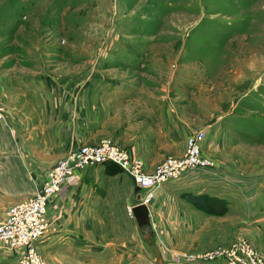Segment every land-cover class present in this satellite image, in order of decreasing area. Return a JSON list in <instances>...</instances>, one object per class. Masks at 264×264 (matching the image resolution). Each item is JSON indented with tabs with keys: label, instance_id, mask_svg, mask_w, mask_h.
Wrapping results in <instances>:
<instances>
[{
	"label": "rangeland",
	"instance_id": "374dc122",
	"mask_svg": "<svg viewBox=\"0 0 264 264\" xmlns=\"http://www.w3.org/2000/svg\"><path fill=\"white\" fill-rule=\"evenodd\" d=\"M18 79L28 88L27 82L40 88L36 81L47 79L52 110H60L44 126L52 142L57 140L53 131L62 126L69 146L73 140L78 145L98 144L106 138L120 147L137 145L139 155L131 156L140 158L151 172L168 156L183 157L187 135L202 130L206 136L201 152L212 165L190 173L217 171L223 178L215 181L237 191L230 206L226 199L227 207L221 197L209 194H200L207 198L197 206L188 201L190 193L177 195L159 188L151 206L158 209L164 195L171 203L182 198L197 225L184 230L187 238L181 244L165 243L163 230L154 221L151 225L150 215L148 224L139 225L129 214L128 208L141 202L145 190L130 186L122 169L99 165L96 179L84 181L88 199L93 198L90 215L98 222L100 243L115 242L119 251L145 253L136 264H158L153 255L158 248L169 258L167 264H184L173 257L231 249L237 241L264 255V0H0L3 105L12 103L1 94L10 87L6 83ZM23 89L27 91L26 86H22L26 92ZM122 95H140L149 110L166 106L169 99L179 111L175 128L154 118L132 127L125 114L134 105L118 104ZM60 96L64 107L56 108ZM170 114L175 115L173 110ZM8 120L6 113L0 122V218L43 185L56 160L49 157L48 164L33 165L21 151L4 153L1 146L11 130ZM168 216L178 217L171 212ZM152 235L156 245L146 248L144 237L150 240ZM39 241V252L52 263ZM102 248L107 244L97 253H86L88 262L65 263L128 264L108 260L109 249L100 252ZM12 260L5 264H16L15 256Z\"/></svg>",
	"mask_w": 264,
	"mask_h": 264
},
{
	"label": "crops",
	"instance_id": "0c3cea01",
	"mask_svg": "<svg viewBox=\"0 0 264 264\" xmlns=\"http://www.w3.org/2000/svg\"><path fill=\"white\" fill-rule=\"evenodd\" d=\"M46 81L47 79H40L39 82L36 81L40 88L36 87L33 82H27L30 87L28 88L27 84H23L21 79L16 80V82L12 80L11 83L10 81L9 83H6L10 86L9 89L5 92H1L7 103L9 101L12 102L11 105L4 104L6 113L10 119L8 120V123L11 126V130L9 135L6 136L7 138L5 137L6 141L2 144L1 149L6 154L9 151L14 154H20L19 152L21 151L25 154L27 163L33 165L48 164L49 157L58 160L71 148L79 146L76 144L77 141H75L74 144V140L70 144L71 147L69 146V143L66 141L67 132L62 126L59 127L58 130L53 131L57 138L55 142H52L51 138L50 140L48 139L47 129H45L44 126L51 121L49 118L53 117L51 116L52 113H60V110H52V105L46 95ZM22 86H26L27 91L23 89L26 92L22 91ZM122 96H124V98H118V104L123 103V106L134 105V108L130 109L125 114L129 123L132 124V127H140L147 118H154L161 124L166 123L165 126L171 130L175 126L174 120L179 111L170 106L169 99V103L166 106L149 110L147 102L145 100L143 101V99L140 98V95H137L135 98L126 97L125 95ZM62 101L63 100L60 96L58 102L59 105H55V107H64V103L61 104ZM138 101L140 104H136ZM64 102H66V99ZM170 110H173L175 115L170 114ZM58 116L54 117L56 118ZM36 118H38L40 122H37ZM82 118L83 117H81L80 120L81 131L83 129ZM39 125L40 128H38V131L34 130V127H38ZM178 132L179 131H177V133ZM4 133L5 132L2 133L3 136H5ZM204 133L206 136L205 131ZM76 134L78 135V132H76ZM63 135L64 138H62ZM178 137L179 136L177 135V138ZM76 140L78 139L76 138ZM122 148L127 150L130 154H138L137 145H131L129 147L122 146ZM2 159H6L3 160L4 163L9 160L8 156ZM56 160L54 162H56ZM97 167H99V165H97ZM99 169L100 167L97 169L96 167H93L87 168V170H84L83 172L76 171L78 174L75 178L72 176L74 180L68 177L65 183L62 184L60 192L50 199L47 209V217L50 226L45 232L42 240L39 239L43 243L44 250L49 253L48 259L52 261V263L49 262L50 264H55L56 261L66 264L65 262H72L73 260L88 262L90 259L87 258L85 254L88 252H96L95 250H98L99 247L106 244L107 248H102L99 251L102 252L104 249H109L106 251V255L108 260L111 261H127L128 264H136V262H141L145 259V256H147L145 253L134 254L131 251H119L118 245H116L115 242H99V225L94 217L90 215L93 207V198H91V200L88 199L90 194L88 193L84 181L87 178L92 180L96 179L97 171ZM220 176V174H217V171L214 173L201 172L200 175L189 173L181 180L167 181L159 188H163V190H167L168 193L173 192V194L177 195L190 193L195 195L209 194L211 196H218L229 201L230 206V198L233 197L234 193L237 191L227 188V184L223 186L222 183H217L221 182L220 180L215 181L216 178H220ZM221 177L223 178V176ZM130 186H132V182ZM168 196L169 195H164L162 197L163 201L158 209H156L155 205L151 206L149 204L148 209L151 225L156 222L158 228L163 230L160 232V235L165 243L181 244L180 242L182 239L185 240L187 238V233H185L184 230L195 229L197 227L195 224V214L191 206L182 198L171 203L166 200ZM168 207L171 208V210H167ZM169 212L178 215V217L174 218L176 220L170 219L171 217L168 216ZM86 214L88 216L87 219L90 220L88 224L87 221H84ZM93 223L96 224H94L96 227V233H92ZM188 238L191 237L188 236ZM144 243L146 248H148L149 245H156L154 235H152L150 240L145 236ZM116 250L120 253L117 254ZM110 254L117 255L113 256ZM153 255L158 264H167L169 262V258L164 255L159 248ZM13 257L14 255L12 252L6 251L0 245V264L13 261Z\"/></svg>",
	"mask_w": 264,
	"mask_h": 264
},
{
	"label": "built area",
	"instance_id": "2783aa9c",
	"mask_svg": "<svg viewBox=\"0 0 264 264\" xmlns=\"http://www.w3.org/2000/svg\"><path fill=\"white\" fill-rule=\"evenodd\" d=\"M6 119V110L0 99V122ZM205 138L202 130L190 132L186 137V152L183 157L168 156L151 172L143 167L138 157L120 147L112 139L98 144H81L71 148L56 161L46 173L43 185L24 201L6 209L0 218V245L12 251L16 264H49L39 252L36 242L45 234L49 221L47 209L50 199L60 192L61 186L76 171L112 162L128 175L132 185L145 194L139 203L150 204L156 190L167 181H179L197 168L212 165L210 158L201 152ZM129 214L133 216L131 207ZM219 260L220 264H264V255L245 242L237 241L231 249L211 252L177 254L176 263L189 264L199 260Z\"/></svg>",
	"mask_w": 264,
	"mask_h": 264
},
{
	"label": "water",
	"instance_id": "95a60500",
	"mask_svg": "<svg viewBox=\"0 0 264 264\" xmlns=\"http://www.w3.org/2000/svg\"><path fill=\"white\" fill-rule=\"evenodd\" d=\"M135 189L137 192L139 191L138 187H135ZM132 214L139 225L149 223V209L147 205L143 203H138L134 205L132 208Z\"/></svg>",
	"mask_w": 264,
	"mask_h": 264
},
{
	"label": "trees",
	"instance_id": "16d2710c",
	"mask_svg": "<svg viewBox=\"0 0 264 264\" xmlns=\"http://www.w3.org/2000/svg\"><path fill=\"white\" fill-rule=\"evenodd\" d=\"M109 164H111V165H114V166H116L117 168H119V169H121L118 165H116L115 163H112V162H105V163H103V164H101L102 166H106V165H109ZM203 198H207V196H205V195H195V194H189L188 195V197H187V199H188V201H190V202H192L193 204H195V205H197V206H202L203 205V202H202V199ZM215 197H213V199H214ZM222 199V198H221ZM219 199L221 202H222V204L224 205V206H226L227 207V202H226V200H224V199ZM225 207V208H226ZM205 209V208H204Z\"/></svg>",
	"mask_w": 264,
	"mask_h": 264
}]
</instances>
